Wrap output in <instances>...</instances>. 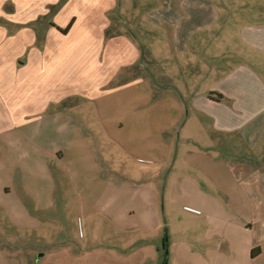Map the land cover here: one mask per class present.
<instances>
[{"label": "rangeland", "instance_id": "1", "mask_svg": "<svg viewBox=\"0 0 264 264\" xmlns=\"http://www.w3.org/2000/svg\"><path fill=\"white\" fill-rule=\"evenodd\" d=\"M141 1L117 0L99 15L93 7L103 0H0V264H158L166 229L168 264H264L246 253L252 238L264 240V146L252 152L242 135L210 136L186 115L178 131L203 147L162 139L174 115L153 119L170 110L175 92L196 94L186 82L248 58L210 54L203 45L174 56L155 44L161 53L154 55ZM230 2L226 19L249 9L264 14L259 0ZM96 16L107 22L104 31ZM121 37L138 46L128 68L122 65L134 56ZM246 65L264 79L263 69ZM141 74L152 86L137 81ZM198 194L202 206L192 212Z\"/></svg>", "mask_w": 264, "mask_h": 264}, {"label": "crops", "instance_id": "2", "mask_svg": "<svg viewBox=\"0 0 264 264\" xmlns=\"http://www.w3.org/2000/svg\"><path fill=\"white\" fill-rule=\"evenodd\" d=\"M76 1L80 2L82 6V2L89 6L99 0H70V2ZM231 1L232 3L229 0H223V4L229 7L228 3L230 2L231 6H233L238 0ZM116 2L117 0H103V4H96L93 8L96 10L100 7V10H96V14H108L115 8ZM141 2H143L142 5L148 7L145 16L148 20L147 24L150 32L154 35V42L152 44L154 55L161 53V50L154 49L155 44L163 45L166 48L163 50L169 51L174 56H186L193 46L203 45L204 47L202 49L208 51L210 54H218L221 51V53L227 52V54H230L232 59H235L237 56L240 58L246 56L245 58H248V60H244L245 63L239 64L226 72H220L216 69L217 72L213 71L212 73L211 71L208 74V71H206L204 75H200V79L196 78L190 82H186L185 87L188 86L189 88L197 90L193 96L188 97L186 95L189 89L186 93H183L182 96L184 98L180 97L178 91L174 95H171L172 97L169 100L172 103V107L169 110L170 113L165 108L158 109L159 111L153 115V119L159 121L166 117L165 120H167L170 119L169 115H174L175 123L161 130L159 136L162 139L163 136H170L173 141L184 138L201 146L202 142L195 138L193 133L185 134V129L179 131L177 129L178 124L186 115V119L190 118V116L191 118L194 117L200 123L203 130H205L206 134L210 136L214 134L242 135L248 140V144H252L249 147L252 152H255L256 145L257 147L260 145L264 146V79L254 69L246 65L247 63H252L264 70V14L260 13V11H255L252 14L253 10L249 9L244 14L236 13V15L233 14L226 19L223 16L225 6L219 5L215 0H143ZM240 5L242 6L239 7L246 6L244 3ZM257 5L264 7V0H259ZM250 7L252 6L250 5ZM251 22L256 24L254 25ZM225 23L229 27L227 28L228 31L225 32L226 27L220 31ZM97 25H100L98 30L104 31L107 22L97 17ZM121 40L125 44V51L129 46L132 48V56L134 57L131 59L128 58L124 65H122L128 68L129 64H133L138 59V46L136 42L131 43L129 38L121 37ZM230 62L231 60L227 64ZM23 65L24 62L18 66ZM214 74H216V77H213ZM210 78H215L214 81L216 82L212 85L210 84L206 89L203 88V83ZM137 79L139 82L147 81V84L152 86L149 79L142 74ZM175 87L180 88L176 83ZM209 92L220 93L224 96V101L214 102L210 100L207 95ZM74 126H76L77 132H80V126L75 124ZM185 126H188V123ZM205 126L207 130L204 128ZM212 142L215 141L213 140ZM68 143L70 142L68 141ZM167 143L166 141L165 144ZM204 148L208 147L205 146ZM146 153L148 152H144V155L147 157L148 155ZM149 153L151 154L152 152ZM253 158L255 162L253 166L256 168L260 165V158L257 155L256 157L253 155ZM154 160L156 161L158 158H153L152 163L155 162ZM234 161L240 168L245 165V161ZM177 163V159L173 160L169 165L170 169L175 168ZM191 165L196 169H201L199 165ZM195 180L197 179L194 178ZM2 185L4 191L7 194L10 193L8 184ZM202 196L203 194H198V197L193 198L190 202L191 206L187 207V209L192 212H197L198 207L202 206ZM156 206L157 204L154 200V209H156ZM242 229L244 227L241 225L240 230ZM168 233H170V230H168ZM215 233L225 237L223 231H220V233L217 231ZM217 234L211 237H218ZM5 240L8 239L5 238ZM197 242V246H200V241ZM214 244L215 247H220L218 241ZM203 245L210 246L211 242L204 241ZM153 246L156 248L157 244ZM121 250L123 251V249ZM253 251H255V257L252 256ZM233 252L229 251L227 254L235 258V253ZM246 253L251 254L252 262L256 259L264 258V240L257 241L252 238ZM220 254H224V251L217 252V257ZM202 257L205 256L202 255Z\"/></svg>", "mask_w": 264, "mask_h": 264}, {"label": "trees", "instance_id": "3", "mask_svg": "<svg viewBox=\"0 0 264 264\" xmlns=\"http://www.w3.org/2000/svg\"><path fill=\"white\" fill-rule=\"evenodd\" d=\"M72 23L67 27V29L62 30L64 34H67L69 29L71 28ZM208 98L214 102H222L224 101V96L217 92H211L208 94ZM169 235H168V229L165 230L164 237L162 239V249L164 250V253L162 255V260L158 264H168L169 262V256H170V244H169ZM252 256L255 257V251H253Z\"/></svg>", "mask_w": 264, "mask_h": 264}, {"label": "water", "instance_id": "4", "mask_svg": "<svg viewBox=\"0 0 264 264\" xmlns=\"http://www.w3.org/2000/svg\"><path fill=\"white\" fill-rule=\"evenodd\" d=\"M19 64L21 65V64H22V62H19Z\"/></svg>", "mask_w": 264, "mask_h": 264}]
</instances>
